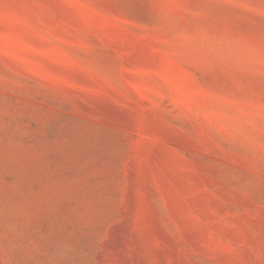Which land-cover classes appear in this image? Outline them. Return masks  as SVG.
<instances>
[{
    "label": "rangeland",
    "instance_id": "obj_1",
    "mask_svg": "<svg viewBox=\"0 0 264 264\" xmlns=\"http://www.w3.org/2000/svg\"><path fill=\"white\" fill-rule=\"evenodd\" d=\"M0 264H264V0H0Z\"/></svg>",
    "mask_w": 264,
    "mask_h": 264
}]
</instances>
